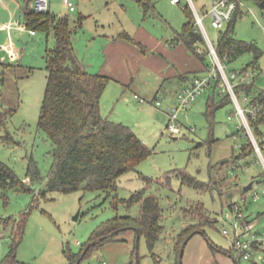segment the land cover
<instances>
[{
  "label": "rangeland",
  "instance_id": "1",
  "mask_svg": "<svg viewBox=\"0 0 264 264\" xmlns=\"http://www.w3.org/2000/svg\"><path fill=\"white\" fill-rule=\"evenodd\" d=\"M28 2L31 4V0L0 3V162L29 183L28 166L34 159L44 179L31 184L32 191L0 188V263L24 225L16 250L18 263L67 264L64 251L78 253L86 247L94 232L116 215L138 217L140 203L129 207L126 203L116 204L114 198L117 195L121 200L129 199L135 192L142 191L145 195L156 196L162 208L164 230L156 247L151 251L145 234H141L136 255V231L128 229L117 236L118 240L104 243L80 264H179L177 254L182 243L178 235L188 225L203 222L197 220L195 214L190 216L184 212L196 203L203 205L212 219L217 217L218 222L205 227V234L196 233L183 244L182 264H254L237 260L233 235L222 233L224 228L230 230L231 226L219 219L229 211L231 202H237L246 215L257 220V228H264V163L257 155L233 171L235 157L240 154L236 146L246 144L247 139L242 135L235 138L240 119L235 114L234 103L219 108L213 121L207 117L214 87L207 88L179 114L176 123L182 131L172 134L168 129L170 109L182 85L180 82L176 80L163 86L160 78L144 66L135 73L131 88L124 90L122 84L111 79L102 97L103 107L108 108L105 112L112 120L129 126L151 154L120 177L116 191L63 192L48 188L52 143L39 127V121L48 83L45 56L54 38L52 34H31L18 27L9 33L3 27L12 18L23 24L22 10ZM73 2L76 10L70 11L63 0H51L50 11L70 17L75 27V53L91 74L101 72L105 49L111 39L124 33L135 39L137 35L145 38L142 34L147 32L165 43L175 32L183 30L188 12L194 14L197 23L195 9L214 45L221 33L212 26L209 14L212 0H193L195 8L189 0L179 3L155 0L154 11L147 15L139 0ZM244 2L237 14L234 37L255 42L262 54L256 59L253 54L245 53L230 62L227 71L240 72L254 62L258 76L256 85L264 89V8L259 0ZM147 48L148 54L154 51L148 45ZM209 59L212 60L211 56ZM222 90V87L217 88L214 103H220L227 95L226 90L220 94ZM180 172L205 183L219 181V189L203 190L183 184ZM252 181L254 186L245 192L244 187ZM255 194L258 195L256 199ZM209 219L211 222L210 216Z\"/></svg>",
  "mask_w": 264,
  "mask_h": 264
},
{
  "label": "trees",
  "instance_id": "2",
  "mask_svg": "<svg viewBox=\"0 0 264 264\" xmlns=\"http://www.w3.org/2000/svg\"><path fill=\"white\" fill-rule=\"evenodd\" d=\"M139 4L146 15L155 9V0H139ZM238 12L239 10L228 26L221 30L215 45L221 60L226 66L245 53L253 54L256 59L262 54L261 49L255 42H244L234 37ZM22 18L28 29L45 33L47 36L52 34L54 38L53 46L47 49L45 56L48 83L39 121V127L48 135L52 143L50 153L53 162L49 174L48 188L51 191L63 192H72L79 189L85 192L116 191L120 177L124 173L135 169L151 154V151L129 126L102 115V97L111 78L103 74H91L82 66L74 50L73 34L75 27H73L70 17L54 14L50 10L45 13L37 12L30 7L28 2L22 10ZM78 21L81 25L82 18ZM116 39H122L133 44L141 49L143 53L148 52V48L143 43L128 33L120 34ZM166 42L172 48L180 44L185 45L189 52L203 65L201 72L179 75V79L186 82V85L194 77L200 76L199 73H207L212 66V60L209 59V45L192 12H188V20L183 30L175 32L174 37ZM254 64V62L250 63L243 69H247ZM257 80L258 76L251 84L245 83L237 86L238 93L255 94L258 88L256 85ZM221 83L222 78L218 75L208 87H214L213 102L209 103L206 112L209 120L212 119L211 121H213L219 108L227 103H233L228 91L220 103H214L217 96L216 90L221 87ZM250 123L264 152V131L262 130L264 116L251 118ZM236 135H242V138L247 139V143L242 144L239 148L240 154L235 157L236 162L233 171L242 162L248 164L249 159L254 156L257 157L255 147L248 134H246V130L238 128L235 138ZM241 167L243 166L241 165ZM179 177L182 178L183 184L186 183L197 189H219V181L205 183L196 180L195 177L185 172H180ZM27 178L31 180L29 183L21 180L7 164L0 162V188L2 190L16 187L32 191L31 184L34 185L44 179L34 159H31L28 166ZM114 199L116 204L126 203L129 207L135 203H140V215L138 217L116 215L113 219L104 223L94 232L86 247L78 253L64 251L68 260L67 264H77L79 260L81 263L104 243L118 240L117 236L128 229L138 230L140 234H145L151 251L156 247L164 230L161 222L163 212L158 198L138 191L129 199L121 200L117 195ZM232 203L234 202H231L229 206ZM184 212L187 215L190 214V216L195 214V218L200 221L203 220V222L188 225L178 235V240L182 243L177 254L179 255L178 263L185 241L188 242L191 239L189 237L196 233L205 234V227L218 222V218L214 217L212 219L201 204H192L189 208H185ZM209 216L212 223L209 221ZM245 220L253 219L249 215H245ZM21 229L19 235L13 240L9 253L0 264H20L15 260V257L24 225ZM239 259L241 258L238 257L237 260Z\"/></svg>",
  "mask_w": 264,
  "mask_h": 264
},
{
  "label": "built area",
  "instance_id": "3",
  "mask_svg": "<svg viewBox=\"0 0 264 264\" xmlns=\"http://www.w3.org/2000/svg\"><path fill=\"white\" fill-rule=\"evenodd\" d=\"M181 0H172L173 3H179ZM194 7L193 0H189ZM260 2L264 0H259ZM4 0H0V3ZM51 0H32L30 7L37 12L45 13L50 10ZM63 4L67 6L70 11H75L76 7L73 0H63ZM245 5L244 0H212V8L209 14L212 17V26L218 30L225 29L230 21L235 16L236 12ZM195 8V7H194ZM195 16L198 26L201 28L207 43L210 48V56L212 58V66L208 72L194 77V79L181 88L175 97V102L170 109V124L168 129L172 134L181 133V127L176 123L181 112L186 111L198 97L214 82L218 75L222 78L220 86L230 94L235 105V114L240 119L238 128H244L246 134L250 137L257 155L264 163V153L260 147L255 133L251 127V118H257L261 115L264 116V89L257 88L255 94L242 93L239 94L237 86L242 84H251L256 75V69L251 66L243 69L240 72L233 71L229 73L227 66L221 60L214 43L209 38L203 24V19L197 14L195 9ZM13 17V15H12ZM11 17V18H12ZM11 33L14 27H18L22 31H28L34 34V30L28 29L25 24L12 20L3 26ZM137 98L138 96L135 95ZM160 105V102H157ZM232 119V115L229 117ZM241 145H237L240 148ZM262 183H260L261 185ZM258 195H254V199ZM245 210L242 206L234 202L229 206V211L221 215L219 220L230 224V230L224 228L222 233L226 236L233 235V247L237 252V256L241 259L252 261L257 264H264V228H257V220H245ZM103 264H106L105 262Z\"/></svg>",
  "mask_w": 264,
  "mask_h": 264
},
{
  "label": "crops",
  "instance_id": "4",
  "mask_svg": "<svg viewBox=\"0 0 264 264\" xmlns=\"http://www.w3.org/2000/svg\"><path fill=\"white\" fill-rule=\"evenodd\" d=\"M142 36L145 38L137 35V40L139 39L146 47L148 45L151 50H154L153 52L143 53L141 49L125 40L111 39L105 49V63L99 74L109 76L112 80L122 84L125 90L131 88V84L135 80V73L138 72L140 66H144L151 74H156L160 78L163 86L177 80L182 84L179 88L181 89L186 85V82L179 79L180 74L202 71L203 65L185 45L180 44L172 48L167 42L163 43L147 32ZM105 109L108 110L105 106L103 107L101 102L102 115L111 119V115L106 113Z\"/></svg>",
  "mask_w": 264,
  "mask_h": 264
},
{
  "label": "water",
  "instance_id": "5",
  "mask_svg": "<svg viewBox=\"0 0 264 264\" xmlns=\"http://www.w3.org/2000/svg\"><path fill=\"white\" fill-rule=\"evenodd\" d=\"M260 6L262 7V8H264V1H262L261 3H260ZM223 163H225V161H223ZM254 186V182L252 181L251 183H249L248 185H246L245 187H244V191L245 192H248L250 189H252V187ZM77 218V217H76ZM136 235H137V237H136V255H137V251H138V245H139V240H140V237H141V234H140V232L138 231V230H136ZM112 236H113V234H112ZM190 238V237H189ZM187 244V241H185V245ZM184 245V246H185ZM183 251H184V249L182 248L181 249V252H180V261H179V264H182V256H183ZM80 263V260L78 261V263L77 264H79Z\"/></svg>",
  "mask_w": 264,
  "mask_h": 264
}]
</instances>
